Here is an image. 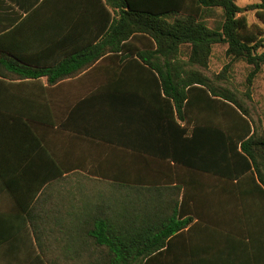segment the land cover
<instances>
[{
	"label": "trees",
	"instance_id": "1",
	"mask_svg": "<svg viewBox=\"0 0 264 264\" xmlns=\"http://www.w3.org/2000/svg\"><path fill=\"white\" fill-rule=\"evenodd\" d=\"M101 1L107 21L97 40L46 67H31L0 52V75L7 77V69L13 79L46 77L52 87L78 77L105 57H120L127 64L117 70L115 77L121 80L109 89L114 106L110 125L129 126L136 136L127 143L120 132L111 143L131 153V160H151V169L157 167L154 162L159 164L160 175L123 179L122 166L115 165V180L95 193L93 210L82 214L84 222L77 227L43 230L29 212L43 262L241 264L238 253L248 244L253 249L251 232L242 228L249 227V214L238 212V228L225 222L221 226L218 220L195 222L197 214L186 206L188 195L181 184L171 182L170 172L186 168L227 180L248 178L264 196V128L236 94L212 86L201 71L207 69L214 46L227 45L231 64L252 66V85L264 66V38L245 13L255 11L264 23V0L246 7L238 0ZM217 9L222 15L209 26L207 19ZM184 49L186 60L181 58ZM128 78L129 85L123 84ZM65 167H47L46 195L58 174L71 172ZM194 224L205 226L203 236L195 234ZM63 252L80 256L61 259ZM262 259L264 253L246 264H264Z\"/></svg>",
	"mask_w": 264,
	"mask_h": 264
},
{
	"label": "crops",
	"instance_id": "2",
	"mask_svg": "<svg viewBox=\"0 0 264 264\" xmlns=\"http://www.w3.org/2000/svg\"><path fill=\"white\" fill-rule=\"evenodd\" d=\"M106 21L101 0H0V52L31 67L51 66L98 38ZM126 64L118 56L105 57L78 77L52 87L46 77L13 79L12 72L3 70L7 77L0 75V261L43 260L29 212L43 230L80 226L82 214L93 210L95 193L115 180V165L122 166L123 179L160 175L159 164L154 162L157 167L151 169V160H131V153L111 143L120 132L127 143L136 136L129 126L110 125L114 106L109 89L121 80L115 76ZM50 164L71 172L58 174L46 195ZM170 173L171 182L181 184L188 195L186 206L197 214L195 222L218 220L221 226L225 222L238 228V212L249 214V227L242 228L251 232L253 249L248 244L238 253L241 264L264 253V196L252 180H227L186 168ZM192 229L201 237L205 226L194 224ZM77 256L63 252L60 258Z\"/></svg>",
	"mask_w": 264,
	"mask_h": 264
},
{
	"label": "rangeland",
	"instance_id": "3",
	"mask_svg": "<svg viewBox=\"0 0 264 264\" xmlns=\"http://www.w3.org/2000/svg\"><path fill=\"white\" fill-rule=\"evenodd\" d=\"M258 0H238L237 3L241 7L254 4ZM222 11L217 9L213 16L207 19L209 26H214L219 20ZM249 24L259 36L264 38V23L256 16L255 11L245 13ZM227 45H215L212 56L210 58L207 69L201 70L207 76L212 86L222 89H229L243 102L251 113L253 121L264 128V66L262 72L259 73L251 86L248 85V77L252 71V66L245 62H236L231 64L230 59L226 55ZM185 54L181 58L186 60L187 50H183ZM229 68L226 70V68ZM243 213V212H241ZM0 264H45L43 260L27 261H0Z\"/></svg>",
	"mask_w": 264,
	"mask_h": 264
}]
</instances>
